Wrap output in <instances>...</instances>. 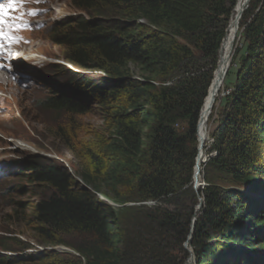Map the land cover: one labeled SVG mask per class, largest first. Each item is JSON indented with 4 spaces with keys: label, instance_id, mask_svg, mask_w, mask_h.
<instances>
[{
    "label": "trees",
    "instance_id": "trees-1",
    "mask_svg": "<svg viewBox=\"0 0 264 264\" xmlns=\"http://www.w3.org/2000/svg\"><path fill=\"white\" fill-rule=\"evenodd\" d=\"M253 2L261 5L255 13L245 10V55L228 109L211 134L215 157L203 167L204 178L207 169L208 175L221 171L235 187L220 190L207 182L198 194L205 208L190 245L196 264H257L244 249L263 250L255 235L264 228V204L255 196L264 194V0ZM235 3L71 1L77 14L57 24L49 39L61 49V61L101 74L80 92L99 99L109 136L90 151L89 162L81 160L78 174L90 189L80 187L71 169L56 160L36 156L20 167L41 192L24 220L35 243L64 246L74 254L0 255V264H183L197 206L191 185L197 123ZM42 105L68 115L85 112L78 93ZM98 193L122 205H156L130 208L131 221L121 230L114 212L120 207ZM68 236L75 243L62 239ZM174 243L179 255L172 257Z\"/></svg>",
    "mask_w": 264,
    "mask_h": 264
},
{
    "label": "rangeland",
    "instance_id": "rangeland-1",
    "mask_svg": "<svg viewBox=\"0 0 264 264\" xmlns=\"http://www.w3.org/2000/svg\"><path fill=\"white\" fill-rule=\"evenodd\" d=\"M71 1L72 0H53L51 4L48 5L46 17L48 21L42 20L40 14H34L38 17L36 19H31V25L32 21H35L34 29H40L41 31L36 34L33 33L31 39L34 38L30 46L24 49L23 52H19L22 58L26 57L25 59H30V63H28L26 67L21 66L17 79V87L19 86L20 90L21 88H25L29 91L31 90L30 93L34 96V99L27 95H23L16 89V86L12 85L11 87L9 84L8 87L10 88H8L6 93L10 99L9 106L11 110L4 113L0 112V255L12 257H17L19 255L33 256L38 251L42 252L40 249H36V252L32 254V252H28L29 250H23V248H21L22 245L39 247L44 250L49 248V251L53 249L56 252L62 251L74 254L72 250L64 246L54 247L45 244L37 245L35 243L33 232L24 225V220L31 213V205L37 202L41 192L33 184L28 182L24 170H21L20 167L25 160L36 156L45 157L54 161L56 160L68 166V169H71L73 175H76L77 184L80 187L90 189L84 183L80 174H78L83 171V163H81V160L82 162H89L91 158L90 155L92 154L90 151L95 152L105 143L109 136L107 124L105 122L106 112L102 110L99 99L94 96L91 97L89 92H83L84 94L80 92L81 89L86 88L84 84L88 80L96 81L102 77L101 74L95 71H80L61 61L60 59L64 56L61 49L54 45L53 42L51 43L49 39L48 34L57 24L77 14L71 6ZM253 1L241 0L238 5V1L236 0L226 28L227 33L222 41L221 49L229 33V24L231 20L234 19L235 30L237 31L235 32V37L232 42L231 57L228 62L226 73L223 75L219 84V90L211 106V111L203 125V136H206V140L203 144L205 157L204 161L201 163L200 175L196 178V181L193 179L196 167L194 162L191 185L192 189L197 194V206L195 207L194 213L195 223L205 208L204 199L198 194L209 186L207 182L218 187L220 190L224 189L228 191L235 187L231 178L227 177L221 171L214 170L208 175L207 169V175L204 178L203 167L206 165L207 160L209 161L210 158L215 157V152L212 149L211 134L216 128L215 126L219 119L227 112L229 93L233 90L232 87L234 85L235 75L237 74L241 58L245 55L246 43L243 40L242 28L245 10L248 8L255 13L261 5L260 2L255 3ZM37 6L40 7V4L28 5L26 9ZM236 6H238L239 12L234 17ZM25 34L27 33L23 35ZM23 35H21L22 38ZM27 38L29 39V37ZM221 52H219L220 55ZM25 59H23V62L26 61ZM22 65H24V63H22ZM215 72L216 71H214V74ZM9 81L11 83L16 82V80L12 81L11 79H9ZM75 93H78V95L82 97L85 108V112L82 114L68 115L62 111H52L43 108L40 105V102L49 98L68 95L73 96L76 95ZM58 129L62 130L65 135H61ZM197 145L198 130L196 144L198 155ZM20 146H26L28 150L21 149ZM206 177L209 178L208 181H206ZM96 195L100 199L101 194L98 193ZM255 197L258 202H263L264 204V194L259 193L258 196ZM199 199H201L203 206L201 209L197 210ZM18 203L20 205L17 207ZM110 203L120 207V209L114 212L121 230H124L125 223L131 221L133 211H130V208L133 206H141L152 209L156 205L155 201H146L136 204L127 203L123 205L115 201H110ZM191 233L189 244L187 245V243H185L183 245L187 253V257L183 264H189L188 262L191 256L193 264H196L194 250L190 246L194 230ZM62 239L67 243H75V238L72 236ZM255 239L262 243L263 250L249 251L248 249H244L245 255L257 264H264V228L255 235ZM215 241L216 240L213 242ZM4 248H12L15 252H5L3 251ZM171 248L172 251H169L170 256H178V247L176 243H174Z\"/></svg>",
    "mask_w": 264,
    "mask_h": 264
},
{
    "label": "bare ground",
    "instance_id": "bare-ground-1",
    "mask_svg": "<svg viewBox=\"0 0 264 264\" xmlns=\"http://www.w3.org/2000/svg\"><path fill=\"white\" fill-rule=\"evenodd\" d=\"M53 0H25V2L23 4H17L16 9L13 11L9 12V16L7 17L8 19H10L8 21L9 24H26L27 27H21L19 29H7V33H10L11 36L13 37H18V41L17 42H10L8 41L9 44H16L20 50L23 52L24 49H27L31 42L33 41V38L31 39V36L33 33H38L39 31H41L40 29H34L35 21H32V25H31V18L32 15L34 14H30V13H35V14H40L42 16V20L48 21L47 20V13H48V5L51 4ZM238 1V5L240 4V1ZM9 0H6L3 4L6 6L8 4ZM36 3L40 4V7H30V9H26V6L28 5H36ZM234 17L237 15L238 11V6H236L235 10H234ZM15 17H19L20 19H13ZM229 33L228 36L225 39V43H223V47H222V52L221 55L219 57V64L217 67V70L214 74V77L212 79L211 85L209 87V93L208 96L206 98L205 104L203 106V111L201 112V121L200 124L198 125V145L197 147L199 148L198 150V157L196 160V167H195V171H194V180L196 181V178L200 175V160L202 158V141L204 139L203 136V130H204V123L205 120L208 118V115L211 111V106L214 102V99L216 97V94L219 90V84L222 80L223 75L226 73L227 70V66H228V62L231 56V52H232V42H233V38L235 37V32L237 30H235V21L234 19L231 20L229 27H228ZM21 33V35H23L24 33H27L25 35H23V40L21 41V38L19 37V34ZM48 33V32H47ZM22 37V36H21ZM29 37V39L27 38ZM3 47H7V46H3ZM23 48V49H22ZM7 49H5V52L2 54L0 52L1 58H0V112H9L11 110V107L9 106V97L6 93V91L8 90L9 84L13 86H16V89L22 93L23 95H27L28 97L34 99V96L32 95V93H30L29 90L25 89V88H19V86L17 87V79L19 76V71L21 70V66H25L28 65V63H30V59L27 60L25 59L26 57H21V54H18L17 57H12L9 53H6ZM31 57V56H30ZM35 57V56H34ZM25 59L26 61L23 62ZM22 63H24V65H22ZM9 79H11L12 81H15V83H11L9 81ZM7 88V89H6ZM5 95V97H4ZM51 99V98H49ZM47 99V100H49ZM47 100H44L42 102H40L41 107L43 106L42 104L44 102H46ZM19 146V145H17ZM21 149H25L28 150V148L26 146H20ZM107 200V199H106ZM189 264H193L192 262V258H190Z\"/></svg>",
    "mask_w": 264,
    "mask_h": 264
},
{
    "label": "snow or ice",
    "instance_id": "snow-or-ice-1",
    "mask_svg": "<svg viewBox=\"0 0 264 264\" xmlns=\"http://www.w3.org/2000/svg\"><path fill=\"white\" fill-rule=\"evenodd\" d=\"M25 0H9L8 4L5 6L4 4H0V40H8L10 42H17L18 37H13L10 33L4 32L2 29L7 26L9 29H19L21 27H27L26 24H9L7 17L9 16V12L16 9L17 4H23ZM35 14V13H30ZM13 19H20L19 17H15ZM3 47V44H0V48Z\"/></svg>",
    "mask_w": 264,
    "mask_h": 264
},
{
    "label": "water",
    "instance_id": "water-1",
    "mask_svg": "<svg viewBox=\"0 0 264 264\" xmlns=\"http://www.w3.org/2000/svg\"><path fill=\"white\" fill-rule=\"evenodd\" d=\"M221 49V48H220ZM220 52H221V50H220ZM219 55H220V53H219ZM218 64H219V60H218V63H217V65H216V68H215V71L217 70V67H218ZM213 75H214V73H213ZM211 82H212V80H211ZM211 82H210V84H211ZM209 87H210V85H209ZM209 87H208V89H209ZM208 93H209V90H208ZM207 98V97H206ZM201 112H202V110H201ZM200 121H201V113H200V116H199V120H198V123H197V127H198V125L200 124ZM197 130H198V128H197ZM198 150H199V148H198ZM197 157H198V155H197ZM197 157H196V159H195V166H196V160H197ZM193 179H194V177H193ZM203 206V204H202V201H201V199H199V206L196 208L197 210L198 209H201V207ZM195 215L193 216V218H192V220H191V232H193V230H194V226H195ZM192 234V233H191ZM190 234V235H191ZM191 237V236H190ZM190 237L187 239V245L189 244V240H190ZM66 250V249H65ZM53 251H55V250H53ZM56 252V251H55ZM191 258H192V256H191Z\"/></svg>",
    "mask_w": 264,
    "mask_h": 264
},
{
    "label": "built area",
    "instance_id": "built-area-1",
    "mask_svg": "<svg viewBox=\"0 0 264 264\" xmlns=\"http://www.w3.org/2000/svg\"><path fill=\"white\" fill-rule=\"evenodd\" d=\"M100 199L102 200V201H104V202H106L107 204H109L110 206H112V207H114L115 205H113L112 203H110L108 200H106V198L105 197H103L102 195H100ZM35 248V249H34ZM36 249L38 250V249H40L41 251H44V249L43 248H37V247H33V249H31V250H29L28 252H32V254H34L35 252H36ZM45 250H49V248H46ZM51 250V249H50ZM39 253V251L37 252V253H35L34 255H37Z\"/></svg>",
    "mask_w": 264,
    "mask_h": 264
},
{
    "label": "clouds",
    "instance_id": "clouds-1",
    "mask_svg": "<svg viewBox=\"0 0 264 264\" xmlns=\"http://www.w3.org/2000/svg\"><path fill=\"white\" fill-rule=\"evenodd\" d=\"M31 250V249H30ZM51 250H53V249H51Z\"/></svg>",
    "mask_w": 264,
    "mask_h": 264
}]
</instances>
